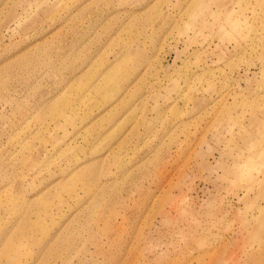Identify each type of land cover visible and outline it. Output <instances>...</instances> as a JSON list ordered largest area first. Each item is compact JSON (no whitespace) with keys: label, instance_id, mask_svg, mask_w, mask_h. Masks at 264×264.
<instances>
[{"label":"rangeland","instance_id":"obj_1","mask_svg":"<svg viewBox=\"0 0 264 264\" xmlns=\"http://www.w3.org/2000/svg\"><path fill=\"white\" fill-rule=\"evenodd\" d=\"M264 0H0V264H264Z\"/></svg>","mask_w":264,"mask_h":264},{"label":"bare ground","instance_id":"obj_2","mask_svg":"<svg viewBox=\"0 0 264 264\" xmlns=\"http://www.w3.org/2000/svg\"><path fill=\"white\" fill-rule=\"evenodd\" d=\"M264 263V262H263Z\"/></svg>","mask_w":264,"mask_h":264}]
</instances>
